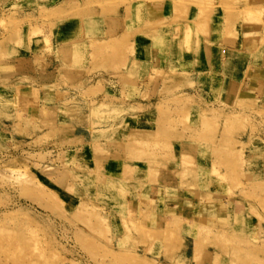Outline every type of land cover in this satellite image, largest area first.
I'll return each mask as SVG.
<instances>
[{"label": "rangeland", "instance_id": "1", "mask_svg": "<svg viewBox=\"0 0 264 264\" xmlns=\"http://www.w3.org/2000/svg\"><path fill=\"white\" fill-rule=\"evenodd\" d=\"M248 2L0 0V264H264V101L216 81Z\"/></svg>", "mask_w": 264, "mask_h": 264}, {"label": "crops", "instance_id": "2", "mask_svg": "<svg viewBox=\"0 0 264 264\" xmlns=\"http://www.w3.org/2000/svg\"><path fill=\"white\" fill-rule=\"evenodd\" d=\"M248 3L262 6L263 13L243 23L237 42L226 45L221 52L216 80L220 104L224 101L234 105L252 97L264 101V64L255 57L264 38V0ZM229 208L231 217H235L236 204L231 202Z\"/></svg>", "mask_w": 264, "mask_h": 264}]
</instances>
